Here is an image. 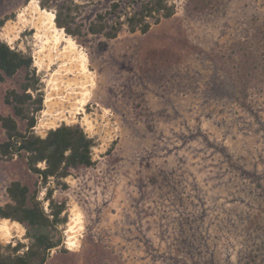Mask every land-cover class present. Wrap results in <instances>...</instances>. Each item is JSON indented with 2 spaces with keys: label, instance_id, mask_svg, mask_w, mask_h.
<instances>
[{
  "label": "rangeland",
  "instance_id": "rangeland-1",
  "mask_svg": "<svg viewBox=\"0 0 264 264\" xmlns=\"http://www.w3.org/2000/svg\"><path fill=\"white\" fill-rule=\"evenodd\" d=\"M144 1L47 0L42 8L65 24L56 41L27 21L30 0H0V39L32 57L0 81V113L24 131L4 97L34 85L23 107L34 114L41 94L35 135L67 124L93 138V164L58 182L42 184L23 155L0 158V204L18 180L46 212L63 206L51 230L61 243L43 264H264V0H166L171 16H147V31L139 22L131 31L127 17ZM94 21L119 27L116 36L90 32ZM11 221L0 244L22 242L21 253L26 227Z\"/></svg>",
  "mask_w": 264,
  "mask_h": 264
},
{
  "label": "trees",
  "instance_id": "trees-1",
  "mask_svg": "<svg viewBox=\"0 0 264 264\" xmlns=\"http://www.w3.org/2000/svg\"><path fill=\"white\" fill-rule=\"evenodd\" d=\"M46 1L41 0L42 7H45ZM195 5L198 8L197 2ZM173 8L166 0L144 1L137 12L127 17L129 28L135 31L139 22L141 23L139 29L145 32L150 26L149 22L144 20L145 17L156 14L155 21H158L160 17L171 16ZM54 20L57 26L65 27L59 13ZM3 23L4 19H0V26ZM105 29V24L95 21L89 25L90 32H104L107 37L116 36L119 27H110L108 31ZM31 63L30 53L11 48L0 39V81L12 77L20 69L28 70ZM29 87L36 90L34 85L25 84L22 93L11 90L4 97L5 103L12 107L14 115L26 120V129L20 130L12 115L0 113V125L6 135V138L0 141V158H11L14 154L23 155L29 169L41 178L42 184H46L50 177L57 182L60 181V178L69 174L71 168L92 165L93 138L88 137L79 125L61 124L50 129L44 137L33 133V126L36 123L35 112L41 109L42 97L37 93L38 106L34 109V114L29 115L25 112L23 105L31 97L30 93L25 92ZM38 162H44L43 167H37ZM46 190V197L50 198L52 190L49 188ZM6 191L9 201L0 204V218L24 224L29 243L21 253L18 251L24 246L22 242H18L10 249L3 248L0 244V264H43L48 251L61 243V238L55 239L51 230L59 222L64 221L59 218L63 206H56V209L51 206L50 212H46L37 196L30 195L28 186L18 180L11 181Z\"/></svg>",
  "mask_w": 264,
  "mask_h": 264
},
{
  "label": "bare ground",
  "instance_id": "bare-ground-1",
  "mask_svg": "<svg viewBox=\"0 0 264 264\" xmlns=\"http://www.w3.org/2000/svg\"><path fill=\"white\" fill-rule=\"evenodd\" d=\"M28 7L33 8L35 12V16L32 15L30 16L29 20H27L29 23H31L33 27H35L37 30H40V29L46 30L45 31L46 34H48L47 31L48 30L50 31L51 29V35L53 39H55L56 41H58L59 38L63 36V32L61 33L60 31L61 28H58V26L55 24L53 12H49L48 10L43 9L40 6L38 7V5L35 3L34 0H30ZM20 16H21V19L24 21L23 14H21ZM68 41L70 42L71 40H68ZM86 61H87V57L85 55H82L81 65L83 66V68H86ZM55 88H58V87L55 86V84H53L52 90H54ZM72 93L74 94L76 92L74 90L70 91L68 96H66V98H63L62 100H59V102L57 101L56 103H58L60 107L63 108L65 104L70 101L69 99H72L70 95ZM88 94H89V91L87 90V88H85L83 93H81V98L78 100V106H80V109L81 108L83 109L86 103V100L88 99L87 98ZM50 101H52V99L48 96V98L46 99V102H50ZM63 119L64 118H60V120H63ZM8 220L9 219L7 218H3L2 220H0V234H2V236L6 238L11 236V232H10L11 226L8 223ZM11 222L14 225L19 224L17 221H11ZM81 228H82V215L78 210V211H75V213L73 214L72 222L70 223L69 228L67 229V232L69 233L68 239H67L68 244H70L71 246H77L78 239H77L76 232L78 231V229H81Z\"/></svg>",
  "mask_w": 264,
  "mask_h": 264
}]
</instances>
